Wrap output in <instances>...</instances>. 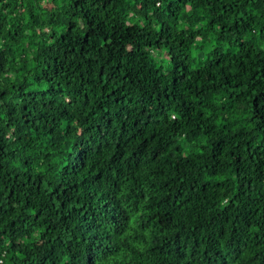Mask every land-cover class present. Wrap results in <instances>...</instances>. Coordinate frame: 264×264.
<instances>
[{"label": "trees", "instance_id": "trees-1", "mask_svg": "<svg viewBox=\"0 0 264 264\" xmlns=\"http://www.w3.org/2000/svg\"><path fill=\"white\" fill-rule=\"evenodd\" d=\"M0 264H264V0H0Z\"/></svg>", "mask_w": 264, "mask_h": 264}, {"label": "built area", "instance_id": "built-area-1", "mask_svg": "<svg viewBox=\"0 0 264 264\" xmlns=\"http://www.w3.org/2000/svg\"><path fill=\"white\" fill-rule=\"evenodd\" d=\"M0 262H1V258H0Z\"/></svg>", "mask_w": 264, "mask_h": 264}]
</instances>
